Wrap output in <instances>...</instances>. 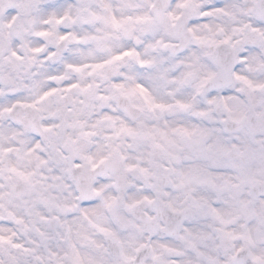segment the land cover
Listing matches in <instances>:
<instances>
[{
	"label": "snow or ice",
	"instance_id": "6c2138e0",
	"mask_svg": "<svg viewBox=\"0 0 264 264\" xmlns=\"http://www.w3.org/2000/svg\"><path fill=\"white\" fill-rule=\"evenodd\" d=\"M0 264H264V0H0Z\"/></svg>",
	"mask_w": 264,
	"mask_h": 264
}]
</instances>
